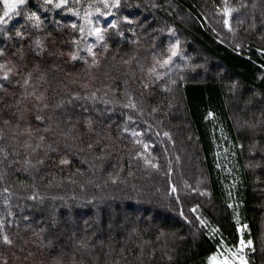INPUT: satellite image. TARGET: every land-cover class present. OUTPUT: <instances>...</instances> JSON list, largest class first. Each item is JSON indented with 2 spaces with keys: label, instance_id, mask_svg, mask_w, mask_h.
I'll use <instances>...</instances> for the list:
<instances>
[{
  "label": "trees",
  "instance_id": "16d2710c",
  "mask_svg": "<svg viewBox=\"0 0 264 264\" xmlns=\"http://www.w3.org/2000/svg\"><path fill=\"white\" fill-rule=\"evenodd\" d=\"M227 2L238 9L231 31L225 0H122L115 16L93 12L102 28L136 21L121 24L123 36L109 30L107 50L79 32L87 6L102 8L96 0L71 5L80 17L29 0L22 12L37 11L42 28L22 15L0 32V64L12 69L0 80V190L12 192H0V219L13 240L0 243V264H206L221 241L238 243L237 220L254 242L250 264H264V0ZM177 40L178 54L161 67ZM92 92L95 100L84 99ZM126 93L136 110L123 107ZM34 190L40 199H27Z\"/></svg>",
  "mask_w": 264,
  "mask_h": 264
},
{
  "label": "snow or ice",
  "instance_id": "6c2138e0",
  "mask_svg": "<svg viewBox=\"0 0 264 264\" xmlns=\"http://www.w3.org/2000/svg\"><path fill=\"white\" fill-rule=\"evenodd\" d=\"M29 3V0H0V5H2V12H0V32H4L5 28L11 21L14 20L16 17H20L23 15V18L27 23H31V26L33 29L39 30L42 28L44 25V21L41 19V16L38 14L37 11H29V12H22V9L26 7ZM96 3L99 5H102V8L100 6H95L94 4H89L87 6V10L85 11L83 20L84 23L79 25V32L80 36L82 39H87L88 37H94L97 43L103 42L105 50H107V43H106V33H108L109 30H115L117 35L123 36L124 33L120 31V26L121 24H127L129 26L133 25L136 23L135 20L130 19L128 16H124L122 19L117 17L115 19L111 20V23L108 24L107 28H102L99 26L98 22H93V12L104 17L108 16H115V12L113 10H119L122 7V0H96ZM81 0H42V3L39 5L41 10H44L46 12L48 11H63L67 10V12L71 13L72 15H75L77 17H80V11L78 8L72 7L71 5H80ZM246 6V5H242ZM103 9V10H102ZM223 16H224V26L228 28L229 31H231V26H230V17L233 12L238 11V9L232 8L228 5L227 0H225V7L223 8ZM57 25H59L58 21H54ZM87 25V29L85 27ZM24 27V25L21 26V29ZM72 29H77L78 25L76 23H73L71 25ZM21 29H18L15 31V36L17 38L23 39L24 33ZM169 33L174 35V30L169 29ZM35 45L37 48H42V41L40 39H36L34 41ZM73 44H78L79 41L73 40ZM179 40L176 41L175 44H170L169 45V52L170 55L167 57V59L163 60L162 62L157 61L158 64H160L161 67H164L165 65H168L172 61V57L176 56L178 54L179 50ZM87 52L89 53L90 56L93 57V61L95 62V53L93 52V45H88L86 47ZM4 53L2 50H0V56H2ZM78 58V52H74L71 54V59L76 60ZM124 63H128V61H124ZM6 69V70H5ZM39 69V66L36 67V70ZM0 71H2V76H0V80H9L10 79V74L12 72L11 68H7L6 64H0ZM150 71H155V69H150ZM159 79V77H157ZM32 80V72L27 73L24 79V86L27 88L30 85V82ZM2 87V85H0ZM145 88L148 87V85H144ZM233 87H236L234 84ZM29 95L35 96V99L37 101L43 102L45 100V97L43 94L36 95L35 92L29 93ZM127 96L128 102L123 105L124 108L127 109H132L136 110L137 109V104L134 100V98L129 95L125 94ZM97 98L96 92H92L89 96L84 97V99H91L95 100ZM73 99H80L79 96L73 97ZM71 101H69L70 103ZM105 103H108V101H104ZM45 107L47 105L45 104ZM156 109H153L155 111ZM213 113L209 112L208 117H212ZM262 116H264V113H262ZM207 118V117H206ZM37 121H42L43 117L40 115H37L35 117ZM129 120H131V116L128 117ZM7 123V122H6ZM261 123H264V120L261 121ZM245 126L248 127L249 129H255L256 124L255 123H248L247 121L245 122ZM45 131H49L50 129L46 128L44 129ZM26 133H28L29 136H31V129L26 128L24 129ZM124 131H128V128L125 127ZM142 133L137 132L135 130L131 131V136L136 138L140 137ZM165 137L169 136V133L165 132L164 133ZM40 141L44 140V137L41 136ZM135 142L137 144L142 143L140 139H136ZM40 145L36 144L35 147L29 142L25 141L24 143V148L26 150H31V152H35L37 148H39ZM91 148L92 145H89ZM147 145H145V148ZM0 152H3V149H0ZM5 158H7V154L5 153ZM148 163V161H145ZM24 171L28 172L30 168H34L35 165L32 164L31 159L26 158L24 160ZM38 164H43L42 160L37 161ZM61 164H68L69 161L67 160H61ZM152 167H156V165H152ZM2 179V177H0ZM24 182H21L23 185ZM171 191L174 193L176 189L173 187ZM2 194L5 195V197H9L12 195V192L9 187H4L2 190H0ZM203 194V193H202ZM27 199L29 200H37L40 199L35 193V190L33 191V194L28 196ZM4 204L8 206L9 201L6 198L4 200ZM229 207H233V205H229ZM193 212L197 211V209H192ZM181 216H183V212L180 213ZM9 216H12L13 213L11 211L8 212ZM25 220L28 219V217H24ZM197 219L200 221L201 226L205 225V220L201 219L200 217H197ZM87 224V221L85 222ZM4 224L5 221L3 219H0V243H3L5 245H12L13 240L10 238L8 234L4 232ZM59 222L58 220L53 217L51 226L53 228L58 227ZM237 231L238 232H243V230L247 229V225H243L241 228L239 225V221L237 220ZM111 226V225H110ZM41 231H44V229H41ZM219 232V229H212V233L215 234ZM161 235H164V233H161ZM81 247H87V244L85 242H81ZM223 248L224 251H220V249ZM217 252L210 255L207 258V264H250V261L248 259V252L245 251V249H248L251 253L255 252V247H254V242L251 238L247 239L246 241L243 239V235H241V239L239 241V245L236 248V251L233 252L231 249H228L224 246V242L221 241V244L217 246ZM225 252L228 253V255H225ZM171 259V258H170ZM4 264H7L5 261Z\"/></svg>",
  "mask_w": 264,
  "mask_h": 264
},
{
  "label": "rangeland",
  "instance_id": "374dc122",
  "mask_svg": "<svg viewBox=\"0 0 264 264\" xmlns=\"http://www.w3.org/2000/svg\"><path fill=\"white\" fill-rule=\"evenodd\" d=\"M2 10H3V8H2ZM85 27H86V29H87V25H85ZM240 227L242 228L243 227V225H240ZM240 233V235H242V233L241 232H239ZM240 239H241V237H240ZM240 239H239V241H240ZM239 241H238V243L236 244V245H234V246H230V245H225L224 244V246L226 247V248H228V249H231V251H233V252H235L236 251V248L238 247V245H239ZM246 241V240H245ZM218 250V249H217ZM217 250L214 252V253H216L217 252ZM247 249H245V251H246ZM220 251H224V249L223 248H221L220 249ZM213 253V254H214ZM212 255V254H211ZM225 255H228V253L227 252H225ZM206 264H207V262H206Z\"/></svg>",
  "mask_w": 264,
  "mask_h": 264
}]
</instances>
